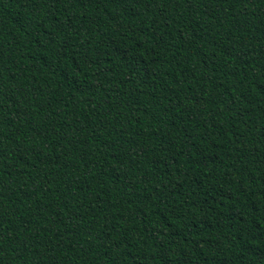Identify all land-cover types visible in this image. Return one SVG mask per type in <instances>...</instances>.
<instances>
[{"label":"trees","instance_id":"16d2710c","mask_svg":"<svg viewBox=\"0 0 264 264\" xmlns=\"http://www.w3.org/2000/svg\"><path fill=\"white\" fill-rule=\"evenodd\" d=\"M0 264H264V0H0Z\"/></svg>","mask_w":264,"mask_h":264}]
</instances>
